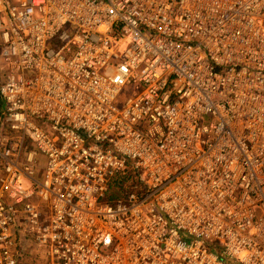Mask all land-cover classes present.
I'll list each match as a JSON object with an SVG mask.
<instances>
[{"label": "built area", "instance_id": "built-area-1", "mask_svg": "<svg viewBox=\"0 0 264 264\" xmlns=\"http://www.w3.org/2000/svg\"><path fill=\"white\" fill-rule=\"evenodd\" d=\"M0 62V264H264V0H0Z\"/></svg>", "mask_w": 264, "mask_h": 264}, {"label": "trees", "instance_id": "trees-1", "mask_svg": "<svg viewBox=\"0 0 264 264\" xmlns=\"http://www.w3.org/2000/svg\"><path fill=\"white\" fill-rule=\"evenodd\" d=\"M135 181L134 175L129 172L116 175L109 185L110 199H124Z\"/></svg>", "mask_w": 264, "mask_h": 264}, {"label": "rangeland", "instance_id": "rangeland-1", "mask_svg": "<svg viewBox=\"0 0 264 264\" xmlns=\"http://www.w3.org/2000/svg\"><path fill=\"white\" fill-rule=\"evenodd\" d=\"M128 95H129L128 91L125 90V89H123V90L121 91V93H120L119 100H124ZM119 100H118V101H119ZM0 104H1V102H0Z\"/></svg>", "mask_w": 264, "mask_h": 264}, {"label": "crops", "instance_id": "crops-1", "mask_svg": "<svg viewBox=\"0 0 264 264\" xmlns=\"http://www.w3.org/2000/svg\"><path fill=\"white\" fill-rule=\"evenodd\" d=\"M0 69H1L2 71H5V70L7 69V66H6L4 63L0 62ZM0 105H1V104H0Z\"/></svg>", "mask_w": 264, "mask_h": 264}]
</instances>
